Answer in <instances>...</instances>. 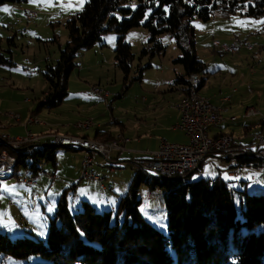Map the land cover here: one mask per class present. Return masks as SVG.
<instances>
[{
	"label": "rangeland",
	"instance_id": "1",
	"mask_svg": "<svg viewBox=\"0 0 264 264\" xmlns=\"http://www.w3.org/2000/svg\"><path fill=\"white\" fill-rule=\"evenodd\" d=\"M85 1L29 0L21 4L7 3L0 6V53L7 59L11 57L13 62L0 65V101H2L0 140H5V143L7 139L25 138L29 134L41 136L42 139L29 141L25 145L56 142L54 137L78 136L74 135L77 129L73 127L82 131L88 129L89 137L86 138L94 139L95 126L99 125L104 126L99 132L110 131L109 135L113 136V140L119 138L116 135L120 133L121 127L123 131H127L128 138L133 139L130 121H139L140 116L146 114L151 117L160 114L158 108L147 106L148 101L151 103L157 101L165 104L167 108L169 105L172 107L177 92L164 90L167 88L166 82L172 83L176 74L183 73L182 66L174 62L180 54L179 49L169 35L161 34L159 39L165 46L164 52L151 58L144 56L139 61V54L148 36L146 30L140 26L130 29L125 35V40L130 44L134 55L130 77L135 74L138 63L140 66L149 64L144 68L140 82H132L127 89L122 84L123 75L114 65L113 60L116 35L114 32H105L101 36L102 46L96 44L92 48L80 51L76 59L78 66L69 78V94L63 103L57 108L36 112L44 92L49 88L43 75L46 64L55 63L59 58L60 47H63L68 40L66 21L71 14L82 9ZM131 5L135 6L136 0H131ZM247 7L241 12L230 14L229 17H224L215 11L206 21L196 17L192 20L195 52L198 59L206 64V72L201 74L205 83L198 94L214 99L213 101L217 97H228V102L225 103L228 111L224 116L230 119L223 128L232 132L237 138L244 137V125L250 123L252 132H259L261 126L258 121L260 119L264 121V49L257 48L264 44L262 30L264 14L257 18L243 14L249 8ZM30 12H35V16L28 19L26 14ZM234 37L256 43L257 49L255 48L253 52L242 49L238 53L231 54L219 52L212 45L215 40L228 43ZM94 86L106 91L108 96L96 99L91 94V88ZM143 97L146 101L142 99ZM81 105H84L83 108ZM247 108H253L256 113L245 118L244 112ZM236 114L241 118L233 119ZM30 118H34L35 121L29 122ZM86 122L90 123L88 127H78L79 123ZM118 122L123 126H120V123L115 124ZM20 123L26 125L27 130L15 126ZM6 130L9 132L6 133ZM38 132L39 134H35ZM208 133L211 134L209 131ZM79 152L84 154L82 151L73 152L59 147L56 165L44 162L43 171L38 176H33L36 178L33 186L25 183L26 176H31L25 175L22 170H19L20 176H14V171L13 174L0 176L4 178L0 179L2 232H7L11 238L34 232L31 236L46 239L48 224L45 218L54 213L56 196H61L63 192L73 212L80 209L82 199L79 195L82 196L81 194L86 192V196L90 198L89 203L96 206V210H112L115 213L119 199L132 181L137 166L129 162L131 161L129 156H118L115 151L111 152L110 158L118 156V159H113L111 162L100 154L95 155L94 166L96 167L97 162L101 161V165L98 166L100 171L96 168L94 171L98 176L103 177L104 187H102V184L94 180L81 179V171L77 168V162L82 156ZM206 164V169L201 174L197 172L190 174V180L201 177L213 178L218 174V169L226 168L219 160L210 159ZM233 169L234 167L230 172ZM228 171L227 168L220 170V173L232 190L237 207L240 189L246 190L251 195L264 194V166L253 169L255 178L247 180L228 177ZM48 173H55L59 178L52 183ZM39 191L42 193L41 196L37 194ZM34 194L35 197L32 198ZM138 198L140 199L138 210L143 218L159 231L166 232L167 216L163 190L161 188L150 190L142 183L139 185ZM99 202L106 207H98ZM26 230L28 232L25 233ZM35 261L34 257L15 259L0 254V264H33Z\"/></svg>",
	"mask_w": 264,
	"mask_h": 264
},
{
	"label": "trees",
	"instance_id": "2",
	"mask_svg": "<svg viewBox=\"0 0 264 264\" xmlns=\"http://www.w3.org/2000/svg\"><path fill=\"white\" fill-rule=\"evenodd\" d=\"M27 1L0 0V6ZM246 6L249 9L243 14L256 18L264 14V0H136L135 6L131 0H86L82 9L66 21L68 40L60 47L59 58L46 64L43 75L49 88L36 112L63 103L80 51L102 46L105 32L116 35L113 60L123 75L122 84L127 89L132 82H140L149 64L138 63L130 77L134 55L125 40L130 29L140 26L148 36L139 61L144 56L162 54L165 46L159 36L167 34L180 52L174 62L183 68L174 82L186 91L187 79L198 81L200 90L205 83L201 74L206 72V64L195 52L192 20L206 21L215 11L229 17ZM262 30L264 37V27ZM257 48L264 49V44ZM12 63L11 57L0 53V65ZM113 139L109 132L98 131L94 136V140H105L100 142ZM59 147L53 141L20 148L0 141V152L7 150L15 157L14 176H20L19 170L38 176L44 162L56 165ZM253 161L255 169L264 166L261 160ZM142 183L150 190H163L166 232L155 228L138 210ZM238 193L237 207L232 190L219 176L197 180H190V175L155 178L144 174L138 165L115 213L96 210L86 199L73 212L63 192L54 213L46 217V239L31 236L34 232L11 238L0 230V254L15 259L34 257L33 264H264V194L251 195L244 189Z\"/></svg>",
	"mask_w": 264,
	"mask_h": 264
},
{
	"label": "built area",
	"instance_id": "3",
	"mask_svg": "<svg viewBox=\"0 0 264 264\" xmlns=\"http://www.w3.org/2000/svg\"><path fill=\"white\" fill-rule=\"evenodd\" d=\"M26 15L33 18L35 12H30ZM243 45L251 46V44ZM216 50L224 53L236 50V46H227L219 43V48ZM187 82L188 85L183 95L184 105L182 108L175 109L179 112V120L176 127L183 131L188 141L186 143L162 141L157 149L150 154L149 158L139 165L141 171L144 174L161 178L165 176L184 177L195 172L201 174L209 159L222 161L235 159L236 163L230 174L239 176L242 168H255L253 160L264 162V132L253 133L250 136V140L245 144H240L231 134L210 135L208 133L209 128L224 120V113L228 108L225 103L228 102V97L220 99L221 105H215L208 97L205 100H197L196 91H199L197 81L187 79ZM91 94L98 99L108 96L106 91H98V87L95 86L91 88ZM255 113L256 110L249 108L245 111L244 116L249 117ZM9 115L14 117L12 114ZM16 119H19L18 116ZM34 121V118L29 119V122ZM89 125L90 123L87 122L84 124L79 123L78 127H88ZM54 138L56 142H62V146L72 151H76V143L86 144V152H83L82 158L81 178L94 180L100 184L104 182L103 177L98 176L92 170L95 155L100 154L104 159H107L108 155L113 151L120 154L124 153L127 151L124 143L130 141L128 138L119 137L116 140L108 141L102 146H94V139L86 137L58 136ZM39 139H42V137L29 134L25 138L16 137L9 140L17 148H20L29 141L35 142ZM238 157H246L248 160L239 161ZM13 158H15L13 155L2 150L0 152V167L13 164ZM47 175L52 183L59 178L55 173H48ZM24 181L32 186L36 183V178L26 177Z\"/></svg>",
	"mask_w": 264,
	"mask_h": 264
},
{
	"label": "crops",
	"instance_id": "4",
	"mask_svg": "<svg viewBox=\"0 0 264 264\" xmlns=\"http://www.w3.org/2000/svg\"><path fill=\"white\" fill-rule=\"evenodd\" d=\"M248 9H246V11H248ZM236 38H238V37H234L228 43H231ZM224 43H226V42H224ZM165 84H167V88L164 91L177 92V93H175L176 98L173 100L174 102H173L172 107H171V105H169V107L167 108L165 106V104H161L157 101L153 102V103L148 101L147 106L152 105L154 108L156 107L155 109L158 108L160 110V112H158V113H160V114H158L156 117H151V116H148L146 114V115L140 116L141 120H139V121H130L131 126H132L131 127L132 130H130V131L133 134V139L128 138V136L126 135L127 131H123L122 127L120 129L119 134L122 135L123 137H127L130 141L124 143V146L127 149V151L124 153H121V154L118 153V156H122V157L125 155L129 156L130 160H131L129 162L134 163L137 166V168H138V165H140L141 163H144L149 158L150 154L157 149V147L159 146V144L162 141L183 143V142H186L188 140L186 135L183 133V131H181L179 128L176 127V124L179 120V112L175 109V107H173L175 103H178L183 98L185 91H184V89H182L181 85L176 84L174 81L172 83L166 82ZM168 86H169V88H168ZM221 98L222 97H217V98H215V101H213L214 99H210V100L215 105H221V100H220ZM142 99L144 101H146L145 97H143ZM28 100H29V98H28ZM1 105H2V101H0V106ZM83 106L84 105H81L82 108H83ZM247 109H249V108H247ZM155 113H157V112H155ZM155 113H153V114H155ZM141 114H144V113H141ZM31 115H34V114H31ZM136 117L138 118V115H136ZM240 118H239V114L238 115L236 114L235 116H233V119H236V120L240 119ZM245 118H246V116H245ZM229 119H230V117L225 118V116H224L223 121H221L220 123H218L216 125L211 126L208 130L211 133L210 135L231 134L234 138H236L238 140V142L240 144H245L250 140V136L253 133H256V132H252V130H251L252 126H249L250 125V123H249V124H246L243 126L244 137H240V138L235 137L232 132H229L223 128L224 125L228 124ZM258 123L261 126V130L259 132L264 131V121H261V119H260L258 121ZM115 124H119L120 126H123V124H121V122H118ZM15 126H18L21 129L27 130V126L24 125L25 126L24 127L21 123H20V125H15ZM103 127H104L103 125H99L98 127L95 126V130H94L93 135L95 136V134L98 131L103 130ZM73 128L77 129V131L75 132L74 135H78L81 137H86V136L89 137L88 136L89 133L87 132V131H89L88 129H87V131H82L81 129H78L77 127H73ZM124 128H125V126H124ZM78 130H80L81 133ZM5 132L8 133L9 130H6ZM5 132H4V134H5ZM109 133H111V132L109 131ZM35 134H39V132L35 133ZM68 134H71V133H68ZM119 134H117L116 136L120 137ZM0 136H2V135H0ZM64 149L66 150V148H64ZM73 152H76V151H73ZM82 152H85V151H82ZM79 153H81V152H79ZM81 155H82L81 159H79L77 162L78 163L77 168L79 171L82 170L81 161L83 158V154L81 153ZM110 155H111V153L107 157V159L110 162L113 161V159L114 160L118 159V156H116L115 158H110ZM214 160H216V159H214ZM219 161L224 165V167H226L225 169H227V168L229 169V171L227 172L228 177H239V178H241V180H247V179H254L255 178L254 173L252 172V170L255 168H253V169L252 168H242L241 169V175L235 176V175L230 174V169H232L235 166V163H236L235 159H230V160H225V161L219 160ZM97 163L98 164L96 165V167L95 166L92 167L93 171L95 168L100 171L98 166L101 165V161H99ZM207 163H208V160H207ZM206 165H205L204 170L206 169ZM225 169H218V171H217L218 174L213 176V178L219 176L223 180V178L221 177L220 170H225ZM242 170H245V171L243 172ZM102 185H103L102 187H104V184H102ZM102 189H104V188H102ZM76 191H78V188L76 189ZM37 194H38V196H41L42 193L39 191ZM81 195L82 196L79 195V197L81 199H86L88 202L90 201V200H88L90 198H88L86 196V192L84 194H81ZM34 197H35V194L32 196V198H34ZM59 197L60 196H56V206H57V202H58L57 199H59ZM105 201L107 202V199H105ZM99 203L100 204H98V207H102V208L106 207V205L102 204V202H99ZM99 205H101V206H99ZM56 206H54V207H56ZM94 208H96V206Z\"/></svg>",
	"mask_w": 264,
	"mask_h": 264
},
{
	"label": "bare ground",
	"instance_id": "5",
	"mask_svg": "<svg viewBox=\"0 0 264 264\" xmlns=\"http://www.w3.org/2000/svg\"><path fill=\"white\" fill-rule=\"evenodd\" d=\"M26 17L28 19H31L29 16L26 15ZM219 43L223 44V45H227V46H236V50L234 51H229V52H224V53H231V54H235V53H238L240 50L244 49L248 52H253L257 46V44L253 43V42H250L248 40H242V39H239V38H236L234 39L231 43H224V42H220V41H213L212 45L215 49L219 48ZM243 44H251V46L249 45H243ZM238 45H241V46H238ZM193 81V80H191ZM197 85H198V81H197ZM98 91H103L101 89L98 88ZM196 99L197 100H205L206 97H202L200 96L199 94H197V91H196ZM184 105V98L181 99L180 103H178L175 108H182V106ZM228 111V108L225 110V112ZM224 135V134H223ZM2 141V140H0ZM5 142V140L3 141ZM6 143L12 147H16L17 146L11 142L9 139H7ZM59 145H62V142H57ZM107 143V142H106ZM104 143H101L100 141H97V140H94V146H102ZM76 151H85L86 152V144H83V143H76ZM9 153V152H8ZM15 159L13 158V164H7V166H2L0 167V176H5L7 174H13V169H14V166H15ZM148 175V174H147ZM148 176H151V177H155V178H161L159 176H154V175H148Z\"/></svg>",
	"mask_w": 264,
	"mask_h": 264
},
{
	"label": "water",
	"instance_id": "6",
	"mask_svg": "<svg viewBox=\"0 0 264 264\" xmlns=\"http://www.w3.org/2000/svg\"><path fill=\"white\" fill-rule=\"evenodd\" d=\"M60 147H62V148H65V146H62V145H59Z\"/></svg>",
	"mask_w": 264,
	"mask_h": 264
},
{
	"label": "snow or ice",
	"instance_id": "7",
	"mask_svg": "<svg viewBox=\"0 0 264 264\" xmlns=\"http://www.w3.org/2000/svg\"><path fill=\"white\" fill-rule=\"evenodd\" d=\"M5 11H7V9H4Z\"/></svg>",
	"mask_w": 264,
	"mask_h": 264
}]
</instances>
